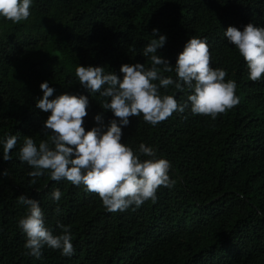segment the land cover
Returning <instances> with one entry per match:
<instances>
[{
    "label": "trees",
    "instance_id": "obj_1",
    "mask_svg": "<svg viewBox=\"0 0 264 264\" xmlns=\"http://www.w3.org/2000/svg\"><path fill=\"white\" fill-rule=\"evenodd\" d=\"M30 13L19 23L0 17V264H264V77L248 78L224 36L229 26L264 27V0H32ZM153 29L167 38L156 54L173 67L190 37L205 40L211 67L236 82L239 104L215 119L186 109L156 126L142 116L121 126L122 143L135 152L141 143L153 147L172 166L175 183L161 187L155 202L108 212L96 194L47 173L30 186L33 169L19 160V148L25 137L37 145L47 139L43 122L50 113L36 107L40 84L54 89L50 100L88 97L86 131L114 119L119 126L101 107L105 98L79 83L75 68L102 67L121 78V65L150 68L142 53L158 38ZM162 75L175 79L174 72ZM166 94L182 103L189 92L169 86ZM8 135L18 139L4 161ZM57 188L62 196L54 202ZM20 195L40 203L53 234H61L58 224L71 229V257L47 246L40 258L28 254L17 226L26 214Z\"/></svg>",
    "mask_w": 264,
    "mask_h": 264
},
{
    "label": "clouds",
    "instance_id": "obj_2",
    "mask_svg": "<svg viewBox=\"0 0 264 264\" xmlns=\"http://www.w3.org/2000/svg\"><path fill=\"white\" fill-rule=\"evenodd\" d=\"M31 4L32 0H0V17L13 23L27 20ZM152 36L158 38L145 45L142 53L149 57L150 68L140 63L121 65L122 78L106 73L102 67L77 65L75 68L79 83L90 94L98 93L105 98L101 107L111 111L119 126L114 119L107 127L100 124L86 131L83 123L88 97L62 94L50 100L54 89L47 82L40 84L43 97L36 107L50 113L43 122L47 139L37 145L32 137H25L19 148V160L33 169L28 172L30 186L47 173L52 181L66 180L96 194L108 212H123L148 200L155 202L161 187L174 185L169 175L170 162L158 158L156 150L144 143L139 145L138 152L122 143L121 126L129 124V117L141 116L146 123L156 126L173 113H184L186 109H190L192 115L215 119L237 106L239 97L236 82L225 80L226 71L211 67L210 50L205 40L190 37L173 67L156 54L157 49L165 45L166 36L159 35L157 29L152 30ZM224 36L246 63L248 78L253 82L261 80L264 77V27L248 23L241 31L229 26ZM172 72L175 79L162 75ZM169 86L179 92L187 89L186 100L181 103L174 95L166 94ZM161 88L165 93H161ZM95 120L99 122L101 117L97 115ZM17 139L15 135H8L2 141L4 161L12 159L11 151ZM141 156L148 158L141 159ZM2 174L7 176L8 172ZM50 195L58 202L62 193L57 188ZM17 200L26 207V214L18 220L17 226L26 237L24 247L28 254L40 258L42 249L47 246L58 250L62 256L71 257L75 252L71 229L58 224L61 234H53L45 225L37 200L25 195L18 196Z\"/></svg>",
    "mask_w": 264,
    "mask_h": 264
}]
</instances>
